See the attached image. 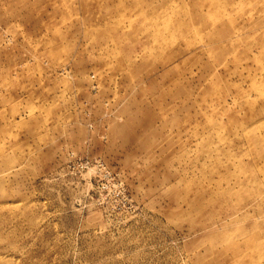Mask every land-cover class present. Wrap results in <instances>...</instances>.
<instances>
[{"label": "rangeland", "instance_id": "rangeland-1", "mask_svg": "<svg viewBox=\"0 0 264 264\" xmlns=\"http://www.w3.org/2000/svg\"><path fill=\"white\" fill-rule=\"evenodd\" d=\"M0 264H264V0H0Z\"/></svg>", "mask_w": 264, "mask_h": 264}]
</instances>
